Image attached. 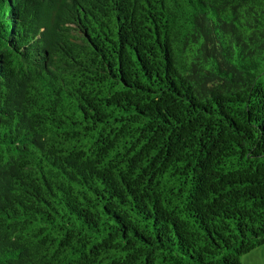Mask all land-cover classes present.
Here are the masks:
<instances>
[{
  "label": "trees",
  "instance_id": "obj_1",
  "mask_svg": "<svg viewBox=\"0 0 264 264\" xmlns=\"http://www.w3.org/2000/svg\"><path fill=\"white\" fill-rule=\"evenodd\" d=\"M262 244L264 0H0V264Z\"/></svg>",
  "mask_w": 264,
  "mask_h": 264
},
{
  "label": "rangeland",
  "instance_id": "obj_2",
  "mask_svg": "<svg viewBox=\"0 0 264 264\" xmlns=\"http://www.w3.org/2000/svg\"><path fill=\"white\" fill-rule=\"evenodd\" d=\"M240 264H264V244L241 255Z\"/></svg>",
  "mask_w": 264,
  "mask_h": 264
}]
</instances>
